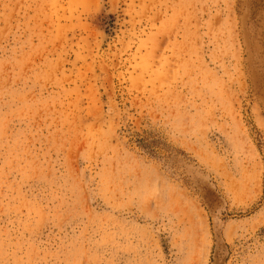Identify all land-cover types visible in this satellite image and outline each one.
Wrapping results in <instances>:
<instances>
[{"label":"rangeland","instance_id":"374dc122","mask_svg":"<svg viewBox=\"0 0 264 264\" xmlns=\"http://www.w3.org/2000/svg\"><path fill=\"white\" fill-rule=\"evenodd\" d=\"M0 264H264V0H0Z\"/></svg>","mask_w":264,"mask_h":264}]
</instances>
